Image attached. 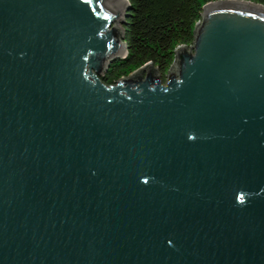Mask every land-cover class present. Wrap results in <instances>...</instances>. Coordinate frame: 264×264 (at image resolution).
<instances>
[{
    "label": "water",
    "instance_id": "1",
    "mask_svg": "<svg viewBox=\"0 0 264 264\" xmlns=\"http://www.w3.org/2000/svg\"><path fill=\"white\" fill-rule=\"evenodd\" d=\"M128 7L0 0V264H264V5L106 85Z\"/></svg>",
    "mask_w": 264,
    "mask_h": 264
},
{
    "label": "trees",
    "instance_id": "2",
    "mask_svg": "<svg viewBox=\"0 0 264 264\" xmlns=\"http://www.w3.org/2000/svg\"><path fill=\"white\" fill-rule=\"evenodd\" d=\"M124 41L127 53L113 62L102 81L113 85L147 63L156 67L161 79L174 60V50L189 46L202 7L218 0H127ZM264 5V0H244Z\"/></svg>",
    "mask_w": 264,
    "mask_h": 264
}]
</instances>
